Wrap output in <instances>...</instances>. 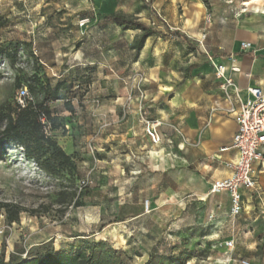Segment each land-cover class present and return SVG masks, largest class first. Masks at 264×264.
Returning a JSON list of instances; mask_svg holds the SVG:
<instances>
[{"label":"rangeland","instance_id":"rangeland-1","mask_svg":"<svg viewBox=\"0 0 264 264\" xmlns=\"http://www.w3.org/2000/svg\"><path fill=\"white\" fill-rule=\"evenodd\" d=\"M187 1L152 0L148 7L140 0H0L6 50L0 107L14 108L22 86L36 104L47 101L58 126L48 135L74 163L70 175L51 176L20 148L0 150V254L6 259L42 245L67 249L85 238L107 241L125 264H264L261 204L242 197L240 214L232 216L230 207L209 213L206 201L195 199L179 212L143 196L141 168L129 172V152L116 147L118 119L135 112L139 120L141 106L145 113V53L133 49L139 31L123 32L97 16L119 14L154 28L159 52L174 32L185 40L205 28ZM3 204L18 208L17 221L6 220Z\"/></svg>","mask_w":264,"mask_h":264},{"label":"crops","instance_id":"crops-1","mask_svg":"<svg viewBox=\"0 0 264 264\" xmlns=\"http://www.w3.org/2000/svg\"><path fill=\"white\" fill-rule=\"evenodd\" d=\"M188 2L197 11L198 24L205 25L207 17L209 24L192 36L184 34L185 40L172 34L159 52L150 36L141 49L149 99L145 113L162 122L163 142L151 146L147 141L148 148L134 111V116L118 119L115 141L117 148L129 152L128 171L141 168L144 197H155L179 212L195 199L206 201L207 212L217 214L221 209L229 212V196L209 190L212 182L229 175L224 164L235 157L229 146L236 124L226 111L212 64L226 68L244 97L247 88L264 92V0H207V8L201 0ZM242 43L249 48L243 50ZM149 171L157 174L150 178ZM255 178L259 195H241L264 209V169L257 167Z\"/></svg>","mask_w":264,"mask_h":264},{"label":"trees","instance_id":"trees-1","mask_svg":"<svg viewBox=\"0 0 264 264\" xmlns=\"http://www.w3.org/2000/svg\"><path fill=\"white\" fill-rule=\"evenodd\" d=\"M140 1L146 3L148 7L152 4V0ZM204 3L207 5L206 0ZM97 21L110 22L123 32L139 31L141 34L133 46L136 54L141 51L148 37L160 35L154 28L119 14H101L97 16ZM4 24L5 21L0 17V28ZM173 35L178 33L174 32ZM3 55H6V50L3 45H0V56ZM85 81L87 80L83 78V82ZM45 99H48L46 94ZM41 115L44 116L47 125L39 121ZM57 127L55 120L51 117L47 101L36 104L32 99L23 108L17 103L14 108L2 106L0 107V150L6 145H13L20 148L23 155L38 164L46 174L60 176L66 171L70 175L74 168L71 156L67 155L48 135V130L51 131ZM88 193L90 192L85 187L81 188V195L87 196ZM74 205L79 207L82 204L76 200ZM1 207L4 208L6 220L9 223L18 220L17 207L11 204H3ZM22 253L13 252L7 259L1 253L0 264H125L122 254L107 241H90L85 238H79L76 244L67 249L56 250L42 245L27 252L24 258Z\"/></svg>","mask_w":264,"mask_h":264},{"label":"built area","instance_id":"built-area-1","mask_svg":"<svg viewBox=\"0 0 264 264\" xmlns=\"http://www.w3.org/2000/svg\"><path fill=\"white\" fill-rule=\"evenodd\" d=\"M209 22L207 17L206 24ZM204 38L203 34L199 41L200 45ZM241 48L248 49L249 44L242 43ZM212 65L214 76L219 82L221 98L227 105L226 111L233 115L236 132L229 146V149L234 151L235 157L224 164L229 175L212 182L209 193L211 195L227 193L230 200V214L237 216L242 209V192L259 195L255 173L257 167L264 169V92L256 87L247 88L244 97L234 80L226 74V68L223 65ZM232 71L236 72L237 69L232 68ZM15 99L21 108L32 101L26 87L17 90ZM142 110L141 106L138 117L144 137L151 146L160 145L163 142V134L160 130L162 122L156 119L148 120ZM39 121L47 125L43 115L40 116ZM148 207L149 203L145 202V209ZM232 245V241L225 244L227 248Z\"/></svg>","mask_w":264,"mask_h":264}]
</instances>
